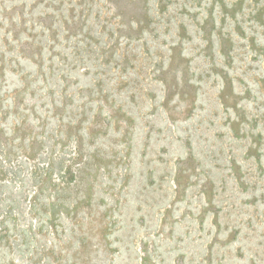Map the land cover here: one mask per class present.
Segmentation results:
<instances>
[{
    "label": "rangeland",
    "instance_id": "374dc122",
    "mask_svg": "<svg viewBox=\"0 0 264 264\" xmlns=\"http://www.w3.org/2000/svg\"><path fill=\"white\" fill-rule=\"evenodd\" d=\"M0 264H264V0H0Z\"/></svg>",
    "mask_w": 264,
    "mask_h": 264
}]
</instances>
